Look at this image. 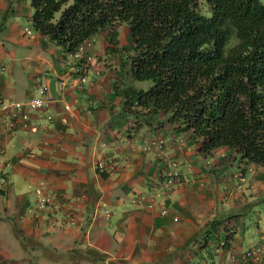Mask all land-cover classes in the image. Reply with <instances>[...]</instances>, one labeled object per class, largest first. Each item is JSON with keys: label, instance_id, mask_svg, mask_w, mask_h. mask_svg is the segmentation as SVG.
<instances>
[{"label": "crops", "instance_id": "crops-1", "mask_svg": "<svg viewBox=\"0 0 264 264\" xmlns=\"http://www.w3.org/2000/svg\"><path fill=\"white\" fill-rule=\"evenodd\" d=\"M25 1L0 0V100L38 82L53 100L29 112L32 126L0 122V264H264L243 256L264 234L263 166L242 173L225 147L203 155L166 121L136 124L105 32L73 57L29 26ZM173 163L180 183L161 192Z\"/></svg>", "mask_w": 264, "mask_h": 264}, {"label": "trees", "instance_id": "trees-1", "mask_svg": "<svg viewBox=\"0 0 264 264\" xmlns=\"http://www.w3.org/2000/svg\"><path fill=\"white\" fill-rule=\"evenodd\" d=\"M28 2L32 29L63 53L105 30L106 49L121 58V107L136 124L166 121L203 155L225 147L242 173L247 164L264 166V2ZM119 24L130 38L126 51L117 46Z\"/></svg>", "mask_w": 264, "mask_h": 264}, {"label": "built area", "instance_id": "built-area-1", "mask_svg": "<svg viewBox=\"0 0 264 264\" xmlns=\"http://www.w3.org/2000/svg\"><path fill=\"white\" fill-rule=\"evenodd\" d=\"M73 54L77 55V52H74ZM61 83V81L58 82V88L61 86ZM36 90V94L27 95L20 99L9 98L7 100H0V122L5 128L12 129L17 124L24 128L32 126L33 124L28 120L29 112L33 110L44 109L52 102L53 98L47 92L45 84L38 82L36 85ZM63 107L64 109H69V103L64 101ZM45 117L47 120H51L52 118L50 114H45ZM143 142L148 143V139L144 138ZM97 166L102 167L103 163L98 161ZM179 183L180 175L175 163H173L164 171L163 179L161 180V192H165L167 189L175 188ZM34 191L36 193H40L41 187L37 186ZM41 200L47 201V198L41 197ZM149 205H151V203H149ZM166 212L167 207L164 206L160 209V213ZM219 243L223 244V241H220ZM261 253H264V234H260L258 236L257 242L252 247L244 251L243 256L257 259Z\"/></svg>", "mask_w": 264, "mask_h": 264}, {"label": "rangeland", "instance_id": "rangeland-1", "mask_svg": "<svg viewBox=\"0 0 264 264\" xmlns=\"http://www.w3.org/2000/svg\"><path fill=\"white\" fill-rule=\"evenodd\" d=\"M260 1L264 2V0H260ZM25 2L28 4V0H26ZM1 14H3V13H1ZM29 17H30V24L28 22H27V24H29V26L32 27L31 26V9L29 10ZM24 21H26V20H24ZM122 25H124V24H119L117 26V37H118V40H119V43H118L117 46H119V49L121 48L122 50L126 51L127 49L130 48V38H129V35L127 33L126 28L124 30L121 28ZM104 32H105V30L98 31L97 32L98 37L100 38L104 34ZM91 41H93V40H91V38H90V42ZM85 43H86V41L83 42V44L80 47L77 48V51H76L77 55H74L73 57H78L81 54V51H82V49L85 46ZM134 82H135V85L137 87H142V88H146L150 84V82L148 80H138V81H134ZM258 166H263V165H258ZM259 170H260L259 173H261V175H260L261 179H264V166L263 167H259ZM161 187H162V185H161ZM262 197L263 198L257 199V201H255L253 203L254 204V211L256 212L258 217L260 218V221H258V225H260V226H262L264 224V196H262ZM235 211L236 212H241L242 214L246 213V212L247 213H251V216L253 218H255L253 216L254 212L251 210L250 205H244L242 207H239V209H237ZM245 215L248 217L247 214H245ZM245 221L247 222L248 219L246 218Z\"/></svg>", "mask_w": 264, "mask_h": 264}]
</instances>
